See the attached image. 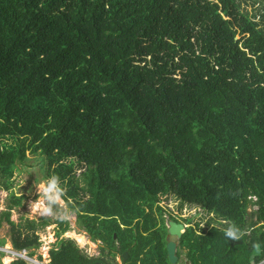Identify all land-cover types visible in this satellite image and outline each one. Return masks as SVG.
<instances>
[{
	"label": "trees",
	"instance_id": "obj_1",
	"mask_svg": "<svg viewBox=\"0 0 264 264\" xmlns=\"http://www.w3.org/2000/svg\"><path fill=\"white\" fill-rule=\"evenodd\" d=\"M257 19L238 0H0V191L15 188L29 152L40 156L102 244L91 257L62 238L71 225L61 220L50 264H119L125 252L129 264H171L165 196L213 215L187 229L179 257L264 264ZM25 199L11 193L0 228L9 223L14 249L32 258L52 219L17 225Z\"/></svg>",
	"mask_w": 264,
	"mask_h": 264
},
{
	"label": "rangeland",
	"instance_id": "obj_2",
	"mask_svg": "<svg viewBox=\"0 0 264 264\" xmlns=\"http://www.w3.org/2000/svg\"><path fill=\"white\" fill-rule=\"evenodd\" d=\"M241 3L242 9L248 11L252 16L258 15V19L262 21L264 18V0H238ZM10 141V140H9ZM13 142V141H10ZM29 160L23 164H19V169L15 174V188L12 191H0V220L3 218L2 215L8 210L9 199L11 193L14 192L17 196H25L23 207L15 208L11 213V219L17 225L25 220H33L36 222H41L43 218H51L52 225L43 228L38 231L41 246L38 249H32L31 251L35 253L32 259L35 264H50L51 263V250L58 245V236L60 222L59 216H43L39 215L33 210L32 203L37 199L36 185L46 181V173L43 171L42 159L40 156H35L28 153ZM31 192V194H29ZM42 198V197H40ZM66 203V202H65ZM67 204V203H66ZM161 206L165 209V219L169 226V223L173 220L171 219V214H174L180 222L186 224L188 227H196L199 223L201 227H210V222L213 219V215L207 214L201 208L195 206H183L181 209V203L173 196H165L161 199ZM71 230L64 234L62 238H70L75 240L78 246L85 251L90 256L98 257L100 256V241L93 242L89 235L83 231L77 224V218L74 213L71 214L69 219ZM191 223V224H187ZM197 228V227H196ZM0 239L5 240L6 244L0 247L5 255L2 258V263L7 260L9 264L12 260H16V253L19 252L14 249L13 246V235L12 226L4 221L2 227L0 228ZM10 251L12 253H10ZM26 254L25 251H21ZM1 253V252H0ZM28 253V252H27ZM1 256V254H0ZM187 261L186 252L183 253L181 263L185 264ZM29 262V261H28ZM117 262L119 264H124L121 258L118 257Z\"/></svg>",
	"mask_w": 264,
	"mask_h": 264
},
{
	"label": "clouds",
	"instance_id": "obj_3",
	"mask_svg": "<svg viewBox=\"0 0 264 264\" xmlns=\"http://www.w3.org/2000/svg\"><path fill=\"white\" fill-rule=\"evenodd\" d=\"M36 190L37 199L31 202L36 213L43 216L58 215L60 219L70 218L72 210L65 203L66 190L58 175L49 176L46 181L36 185ZM223 231L226 238L237 240L240 236V230L234 224H229ZM3 264H9V262L5 260Z\"/></svg>",
	"mask_w": 264,
	"mask_h": 264
},
{
	"label": "water",
	"instance_id": "obj_4",
	"mask_svg": "<svg viewBox=\"0 0 264 264\" xmlns=\"http://www.w3.org/2000/svg\"><path fill=\"white\" fill-rule=\"evenodd\" d=\"M189 227L184 223H179L172 220L168 226V238H167V249L168 256L171 264H179L180 257L178 255V247L180 240L183 238ZM236 244H242V242H234ZM125 260H129L130 254L125 253Z\"/></svg>",
	"mask_w": 264,
	"mask_h": 264
},
{
	"label": "built area",
	"instance_id": "obj_5",
	"mask_svg": "<svg viewBox=\"0 0 264 264\" xmlns=\"http://www.w3.org/2000/svg\"><path fill=\"white\" fill-rule=\"evenodd\" d=\"M0 252H3V251H1L0 250ZM26 252V251H25ZM10 253H12L11 251H10ZM16 253V255H17V257H16V259H24V260H26L27 262L29 261V263L30 264H35V261L31 258V257H29V255H28V253L26 252V254H24L23 255V253L22 252H15ZM13 261V260H12Z\"/></svg>",
	"mask_w": 264,
	"mask_h": 264
},
{
	"label": "flooded vegetation",
	"instance_id": "obj_6",
	"mask_svg": "<svg viewBox=\"0 0 264 264\" xmlns=\"http://www.w3.org/2000/svg\"><path fill=\"white\" fill-rule=\"evenodd\" d=\"M171 215L174 216V217H176L174 214H171ZM176 218H177V217H176ZM180 221H181V220H179V219L177 218V222L182 223V222H180ZM187 224H188V223H187ZM167 232H168V230H167ZM167 238H168V235H167ZM179 244H180V243H179ZM101 245H102V244H100V247H101ZM100 247H99V248H100ZM178 250H179V247H178ZM125 253H128V252H125ZM125 253H124L122 256H119V258L122 259V261L124 262V264H129V263H130V262H129V261H130V258H129V260L126 261V260H125V257H124V256H125ZM91 257H95V256H91ZM181 259H182V258L180 257V261H179V263H181ZM185 264H191V263H190V261L187 260Z\"/></svg>",
	"mask_w": 264,
	"mask_h": 264
}]
</instances>
